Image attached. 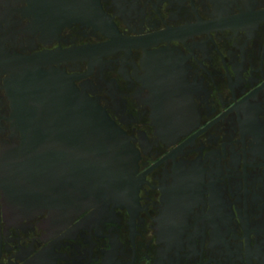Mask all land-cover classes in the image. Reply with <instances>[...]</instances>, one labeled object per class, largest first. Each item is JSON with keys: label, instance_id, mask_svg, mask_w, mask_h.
I'll use <instances>...</instances> for the list:
<instances>
[{"label": "flooded vegetation", "instance_id": "flooded-vegetation-1", "mask_svg": "<svg viewBox=\"0 0 264 264\" xmlns=\"http://www.w3.org/2000/svg\"><path fill=\"white\" fill-rule=\"evenodd\" d=\"M59 3L0 0V155L28 59L121 127L135 189L59 211L0 189V264H264V0H100L101 25Z\"/></svg>", "mask_w": 264, "mask_h": 264}, {"label": "water", "instance_id": "water-1", "mask_svg": "<svg viewBox=\"0 0 264 264\" xmlns=\"http://www.w3.org/2000/svg\"><path fill=\"white\" fill-rule=\"evenodd\" d=\"M59 7H65L67 23L107 21L100 0H60ZM7 71L23 139L20 148L0 155L8 158L0 160V189L24 190L20 196L57 211L77 192L84 207L106 197H131L136 154L107 111L60 72L28 59Z\"/></svg>", "mask_w": 264, "mask_h": 264}]
</instances>
